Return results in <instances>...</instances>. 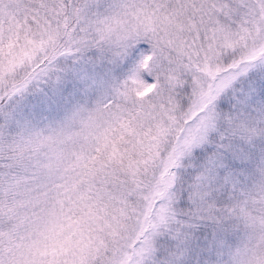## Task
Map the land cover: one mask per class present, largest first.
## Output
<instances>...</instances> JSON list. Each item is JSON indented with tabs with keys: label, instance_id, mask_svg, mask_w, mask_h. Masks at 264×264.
<instances>
[{
	"label": "snow or ice",
	"instance_id": "obj_1",
	"mask_svg": "<svg viewBox=\"0 0 264 264\" xmlns=\"http://www.w3.org/2000/svg\"><path fill=\"white\" fill-rule=\"evenodd\" d=\"M86 49L94 111L26 112ZM0 264H264V0H0Z\"/></svg>",
	"mask_w": 264,
	"mask_h": 264
},
{
	"label": "rangeland",
	"instance_id": "obj_2",
	"mask_svg": "<svg viewBox=\"0 0 264 264\" xmlns=\"http://www.w3.org/2000/svg\"><path fill=\"white\" fill-rule=\"evenodd\" d=\"M104 61L99 58L95 49H86L79 53L57 58L49 71L38 77L24 94L22 107L32 113L41 122L58 121L77 106H84L86 112L94 111V105L102 102L104 96L110 92V87L120 78L114 73L112 78L104 77ZM104 77L105 85L101 86ZM93 120L96 116L92 117ZM87 123V122H85ZM85 127L79 118H69L64 132L72 137L83 135ZM142 149L129 148L119 165L122 175L120 179H128L135 161L139 159ZM132 202H128L131 207ZM107 216L114 219V225L121 229L130 226V222L121 214V203L108 206ZM206 224L199 225V229L206 228Z\"/></svg>",
	"mask_w": 264,
	"mask_h": 264
}]
</instances>
